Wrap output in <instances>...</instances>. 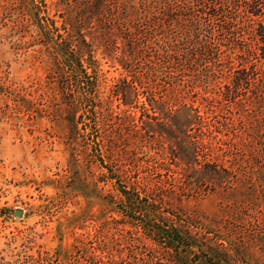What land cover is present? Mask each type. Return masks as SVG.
Returning <instances> with one entry per match:
<instances>
[{"label": "rangeland", "instance_id": "obj_1", "mask_svg": "<svg viewBox=\"0 0 264 264\" xmlns=\"http://www.w3.org/2000/svg\"><path fill=\"white\" fill-rule=\"evenodd\" d=\"M89 1L0 0V264H264V179L248 174L258 168L248 167L258 152L248 143V107L216 108L237 129L221 127L215 140L234 132L237 149L218 160L215 148L200 154L192 142L207 139L197 121L184 130L179 116L149 119L135 96L120 104L116 83L126 76L141 90L133 79L140 69L122 66L131 60L127 39L87 17L80 25L96 71L87 68L95 83L85 84L56 43L64 18H79ZM117 1L153 10L157 0ZM243 33L226 52L236 70ZM184 81L166 77L155 90L180 94ZM195 89L185 102L199 103ZM206 160L235 175L199 180ZM172 227L190 245L173 240L179 253L166 239Z\"/></svg>", "mask_w": 264, "mask_h": 264}, {"label": "trees", "instance_id": "obj_2", "mask_svg": "<svg viewBox=\"0 0 264 264\" xmlns=\"http://www.w3.org/2000/svg\"><path fill=\"white\" fill-rule=\"evenodd\" d=\"M125 2L90 0L79 11V18H64L65 36L60 33L61 42L56 45L63 61H67L69 70L85 84L94 85L95 80L87 71V68H93L92 73L96 71L92 45L85 39L80 23H86L87 17V22L96 20L100 28H115L128 40L132 49L129 64L123 63L122 66L128 71L136 63V69H140L133 79L141 90H137L134 85L132 91L133 81H127L126 76L116 83L120 104H131L135 96L133 100L149 119L157 121L159 117L179 116L183 119L181 128L184 130L190 129L193 122L197 121L200 137L207 141L192 143L204 156H208L205 149L215 148L217 160L229 154L230 147L238 148L234 142L238 135L234 132L228 134L231 137L228 142L221 138L215 140L214 132L217 129L223 127L230 132L237 129L231 113L220 120L216 108L221 106L220 109L228 111L229 103L235 102L243 113L248 107L251 117L247 130L248 143L258 151L248 156V167L258 165L256 170L248 174L255 173L258 179H264V0H157L151 6L153 10L150 5L142 3L136 8ZM239 7H244V14L242 20L236 22L234 18L238 15ZM225 17L228 19L224 21ZM244 31L248 33V45L242 49L245 55H238L241 68L236 70L230 66L234 58L226 52L230 49L232 53L235 52L242 42ZM223 46L226 48L223 49ZM84 61L87 65L83 64ZM224 65H227L226 71L222 68ZM166 77L172 78L174 84L185 80L180 94L164 96L161 91L155 90L159 87L158 81ZM220 78L226 80L222 85ZM193 89L196 94L201 93L197 105L194 102L196 100L185 102ZM130 92L135 95H130ZM91 97L94 98L93 95ZM177 102L181 105L172 111ZM91 111L95 112L94 106ZM239 130L242 131L241 126ZM224 144L228 145V149L223 147ZM218 162L206 160L204 164L199 163V171L202 172L199 180L205 179L204 176L220 179L223 175H235L233 170ZM187 183L197 184L190 178ZM165 233L170 244L176 240L178 244L190 246L177 228H166ZM178 244L175 243L177 253ZM97 262L99 264L100 259L97 258Z\"/></svg>", "mask_w": 264, "mask_h": 264}, {"label": "water", "instance_id": "obj_3", "mask_svg": "<svg viewBox=\"0 0 264 264\" xmlns=\"http://www.w3.org/2000/svg\"><path fill=\"white\" fill-rule=\"evenodd\" d=\"M16 214H19V212H17Z\"/></svg>", "mask_w": 264, "mask_h": 264}]
</instances>
